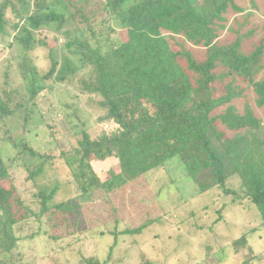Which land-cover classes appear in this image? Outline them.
<instances>
[{
  "label": "trees",
  "instance_id": "trees-1",
  "mask_svg": "<svg viewBox=\"0 0 264 264\" xmlns=\"http://www.w3.org/2000/svg\"><path fill=\"white\" fill-rule=\"evenodd\" d=\"M246 2L2 0L0 29L10 11L18 20L11 27L20 30L17 40L29 57L23 77L29 80L30 99L58 84L75 86L99 96L103 120L115 125L95 138L83 131L66 157L84 193L133 181L180 155L200 192L239 177L238 189L224 191L255 203L264 228V25L252 23L255 13H244ZM248 2L259 9L257 0ZM41 27L66 35L61 59L44 38L35 37L33 30ZM117 29L124 32L119 44L111 39ZM37 47L47 54L42 68L33 58ZM3 91L0 120L24 106L11 103L17 91ZM28 150L40 159L31 176L42 174L53 156L41 159ZM21 157L18 152L19 162ZM110 157L121 170L103 181L92 160ZM55 191H41L39 212L29 206L0 146V264L13 257L17 227L28 219L55 208L69 216L64 220L77 221L80 202L71 198L50 206Z\"/></svg>",
  "mask_w": 264,
  "mask_h": 264
},
{
  "label": "rangeland",
  "instance_id": "rangeland-1",
  "mask_svg": "<svg viewBox=\"0 0 264 264\" xmlns=\"http://www.w3.org/2000/svg\"><path fill=\"white\" fill-rule=\"evenodd\" d=\"M246 1L244 13H255L252 23L264 25V0H257V10ZM16 21L8 11L0 29V93L6 98L3 90L17 91L11 103L16 106L20 101L24 106L0 120V146L29 206L39 212L41 191L50 194L55 187L49 205L75 198L81 213L73 222L53 208L23 222L16 231L18 248L13 257L4 258V264H264L258 206L242 194L224 191L238 189L237 176L224 187L200 192L181 156L175 155L133 181L84 193L66 157L78 146L83 131L95 138L115 125L103 120L106 111L99 96L82 94L75 86L58 84L52 92L45 90L30 99L29 80L23 77L27 58L17 40L20 30L11 27ZM33 32L55 48L59 59L63 57L67 38L62 31L41 27ZM123 37V30L117 29L111 39L119 44ZM33 55L41 68L46 66L44 48L37 47ZM26 112L30 115L25 123ZM24 144L41 159L53 156L42 174L31 176L40 159H34ZM92 166L103 181L121 170L115 157L92 160ZM3 246L0 238V253Z\"/></svg>",
  "mask_w": 264,
  "mask_h": 264
}]
</instances>
